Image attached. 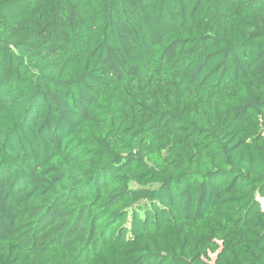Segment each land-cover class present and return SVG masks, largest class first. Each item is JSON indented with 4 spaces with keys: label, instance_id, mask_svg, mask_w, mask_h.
<instances>
[{
    "label": "trees",
    "instance_id": "trees-1",
    "mask_svg": "<svg viewBox=\"0 0 264 264\" xmlns=\"http://www.w3.org/2000/svg\"><path fill=\"white\" fill-rule=\"evenodd\" d=\"M263 201L264 0H0V264H264Z\"/></svg>",
    "mask_w": 264,
    "mask_h": 264
},
{
    "label": "rangeland",
    "instance_id": "rangeland-1",
    "mask_svg": "<svg viewBox=\"0 0 264 264\" xmlns=\"http://www.w3.org/2000/svg\"><path fill=\"white\" fill-rule=\"evenodd\" d=\"M262 205L264 206V201H263ZM213 258H214V256H211V260H212ZM210 263H212V262H210Z\"/></svg>",
    "mask_w": 264,
    "mask_h": 264
}]
</instances>
